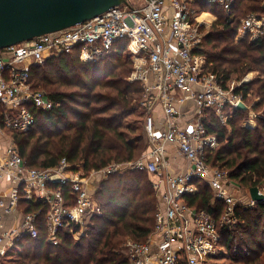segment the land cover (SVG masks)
<instances>
[{
	"label": "built area",
	"instance_id": "1",
	"mask_svg": "<svg viewBox=\"0 0 264 264\" xmlns=\"http://www.w3.org/2000/svg\"><path fill=\"white\" fill-rule=\"evenodd\" d=\"M258 1L264 8V0ZM237 3L131 0L130 6H115L72 27L0 49V258L26 237L39 235L42 209L24 213L20 209L22 201L47 205L44 223L48 240L58 244L63 227H71L77 238L90 219L101 214L95 192L111 174L127 170L155 176L153 184L160 197L153 233L144 242L130 238L125 243L131 264H215L226 254L222 236L237 225V206L254 207L257 202L252 198L244 202L233 195L231 191L238 185L229 179L228 171L208 164L206 152L215 150L219 140L204 120L207 110H213L227 125L239 104L244 103L235 89L247 80L237 86H223L215 76L204 73L206 58L195 49L210 26L211 13L203 11L202 5L215 4L231 12ZM240 23L236 40L254 42L264 36V13L249 12ZM124 40L134 62L130 80L141 82L144 88L141 106L148 110L144 130L150 152L137 160L112 162L89 173L66 158L51 168L28 166L8 131L30 130L36 123L37 109L54 107L47 91L34 88L32 68L75 51L83 63H97ZM186 100L195 102L197 112L182 123L178 106ZM158 104L163 108V119L153 114ZM168 144L176 146L189 162L185 171H166ZM201 181L224 203L218 218L186 202L187 196L199 192ZM63 187L70 188L68 196ZM260 189L264 193V186Z\"/></svg>",
	"mask_w": 264,
	"mask_h": 264
},
{
	"label": "trees",
	"instance_id": "2",
	"mask_svg": "<svg viewBox=\"0 0 264 264\" xmlns=\"http://www.w3.org/2000/svg\"><path fill=\"white\" fill-rule=\"evenodd\" d=\"M202 9L215 14L208 34L195 49L196 54L206 58L204 73L215 76L223 86L232 76L241 80L249 72L259 74L235 89L236 94H242L246 107L235 110L227 125L213 110H207L205 124L219 140L215 150L206 152L208 164L227 170L229 179L240 188H262L264 36L254 42L236 40V36L240 18L249 12L262 14L264 8L258 0H238L231 12L215 4H203ZM133 70L125 40L97 63H83L75 51L33 67L34 88H45L54 107L37 109L36 123L30 130L8 131L28 166L51 168L66 158L89 173L112 162L137 160L147 151L142 136L130 138L124 130L127 117L138 110L144 98L142 83L130 80ZM250 111L259 115L255 127L246 125ZM127 127L132 132L137 129L130 123ZM153 182L146 171L111 174L95 192L101 214L90 219L79 239L73 237L71 227H63L58 244L48 240L44 223L47 205L22 201L20 209L24 213L42 212L38 237H26L18 245L21 252L14 264H131L127 240L144 242L155 229L160 197ZM199 187V192L187 196L186 202L218 218L224 203L215 198L206 182L201 181ZM69 190L63 187L67 196ZM236 216L237 225L222 236L225 258L229 264H264V202L254 207L238 205Z\"/></svg>",
	"mask_w": 264,
	"mask_h": 264
},
{
	"label": "water",
	"instance_id": "3",
	"mask_svg": "<svg viewBox=\"0 0 264 264\" xmlns=\"http://www.w3.org/2000/svg\"><path fill=\"white\" fill-rule=\"evenodd\" d=\"M131 0H0V49L93 19ZM240 103L238 108H245ZM251 198L264 202L260 187Z\"/></svg>",
	"mask_w": 264,
	"mask_h": 264
},
{
	"label": "rangeland",
	"instance_id": "4",
	"mask_svg": "<svg viewBox=\"0 0 264 264\" xmlns=\"http://www.w3.org/2000/svg\"><path fill=\"white\" fill-rule=\"evenodd\" d=\"M209 13H211V15H210V26H209V30H210V28L213 24V20L215 18V14L212 12H209ZM205 28H203V29H205ZM133 65H134V62H133ZM257 76H259L258 72L252 71V72H249L248 74L244 75L241 80L237 79L236 76H232L231 80H229L228 83H229V85L234 84L235 86H237L243 80H247V82H250L253 79H255ZM243 84H241V85H243ZM38 89H42V90L46 91V89L43 87L38 88ZM147 113H148V110H146L143 106H140L134 114L127 117L126 125L124 127L125 132L128 134V136L130 138H139L140 136H142L143 141H144V143H143L144 145L148 144L146 137H145V130H144V125H143V121L146 118ZM258 117H259L258 113L254 112V111H250L249 118L246 120V125L251 126V127H255L257 125L256 119ZM129 123L131 124V126L137 127L135 132L134 131L132 132L128 129L127 126H129ZM8 136L10 138H13V135L10 133L8 134ZM133 141L137 142V140H135V139ZM145 153H146V151L143 152L139 158H141ZM151 176H153V175H151ZM234 188H233L234 190L231 191V193L233 195H235L238 198H241L244 202H248L249 200H251L249 189L239 188L238 186H235ZM82 234H83V232L75 239H79V237ZM20 252H21L20 246H17L16 248H13V249H10L9 251H7L6 253H4L1 256L0 264H14L15 260L18 259V257L20 256ZM218 258L219 259L217 260V262H214L215 264H229L230 263V260L225 258V254L218 257Z\"/></svg>",
	"mask_w": 264,
	"mask_h": 264
},
{
	"label": "crops",
	"instance_id": "5",
	"mask_svg": "<svg viewBox=\"0 0 264 264\" xmlns=\"http://www.w3.org/2000/svg\"><path fill=\"white\" fill-rule=\"evenodd\" d=\"M178 108L180 109V112L183 115V117L181 118L182 123H185L186 121L191 119L197 112V105L193 100H186L183 104H179ZM153 114L157 119L164 118V111L160 104L155 107ZM167 148L168 151L166 171H169L171 174L185 171L190 165L189 162L182 156L176 146L168 144ZM148 152H150V145H148V150L146 151V153ZM152 177L153 179L156 178L155 176ZM155 251L156 248H153V252Z\"/></svg>",
	"mask_w": 264,
	"mask_h": 264
}]
</instances>
